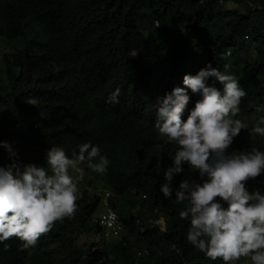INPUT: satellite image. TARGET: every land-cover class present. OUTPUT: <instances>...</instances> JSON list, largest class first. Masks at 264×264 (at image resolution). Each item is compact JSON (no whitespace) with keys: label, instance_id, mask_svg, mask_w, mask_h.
<instances>
[{"label":"trees","instance_id":"trees-1","mask_svg":"<svg viewBox=\"0 0 264 264\" xmlns=\"http://www.w3.org/2000/svg\"><path fill=\"white\" fill-rule=\"evenodd\" d=\"M233 1L244 11L225 8ZM0 41L9 45L1 53L0 142L16 153L10 159L0 144V167L13 159L44 167L49 148L73 158L83 143L109 161L103 175L80 165L89 186L98 180L96 190L84 189L75 215L57 221L36 247L22 249L15 237L0 243V264H224L187 241L190 220L179 216L187 203H176L175 191L184 179L200 182L198 173L185 163L172 195L159 190L177 146L154 129L156 105L185 87V75L211 65L246 92L235 118L247 127L228 150L264 151V136L251 131L264 127V0H0ZM206 84L223 89L214 77ZM116 87L119 103H107ZM186 92L182 120L201 99ZM255 181L264 184V174ZM104 190L123 233L79 244L101 230L94 219Z\"/></svg>","mask_w":264,"mask_h":264},{"label":"clouds","instance_id":"clouds-1","mask_svg":"<svg viewBox=\"0 0 264 264\" xmlns=\"http://www.w3.org/2000/svg\"><path fill=\"white\" fill-rule=\"evenodd\" d=\"M209 77L223 86L222 91L206 84ZM183 85L184 88L175 87L157 100L154 129L164 143L177 146L172 166L164 172L165 183L159 190L169 198L173 193V176L181 173L182 165L187 163L200 177V182L182 180L175 191L176 203H187L186 209L179 213L182 220H190L187 241L211 260L219 258L224 264H234L244 257L250 258L251 264H264V194L259 190L249 193L245 186L249 180L264 174V151L227 152L233 138L247 127L235 118L246 92L233 75L211 65L195 75H185ZM186 89L199 93L201 99L187 119L182 120L190 99ZM120 95L121 89L116 87L107 103H119ZM261 123L264 124V119ZM251 131L264 136V127L255 126ZM0 144L9 152L7 157L16 156L10 145ZM97 157L98 162H93ZM42 160L46 161L44 167L31 163L20 166L14 159L0 167V243L15 237L23 242L22 249L36 247L40 237L50 232L57 221L75 215L81 194L77 181L84 176L80 165L86 163L93 172L103 175L109 163L100 155V149L89 143L79 145V152L73 158L63 148L51 147ZM70 169L78 173L75 178ZM100 194V211L94 220L101 229L99 235L109 243L118 239L124 229L118 236L104 235L105 229L99 224L101 214L107 209L117 212L110 205L112 193L104 190ZM8 247L5 245V249Z\"/></svg>","mask_w":264,"mask_h":264},{"label":"rangeland","instance_id":"rangeland-1","mask_svg":"<svg viewBox=\"0 0 264 264\" xmlns=\"http://www.w3.org/2000/svg\"><path fill=\"white\" fill-rule=\"evenodd\" d=\"M225 8H229V9H233V8H238V11L241 13L242 11H244V8L240 7L239 5H237L236 1L233 2H227L224 4ZM9 48V45H7L4 42L0 41V84H2V81L4 82V75L2 74L3 71V64H2V60H1V53H3V51L7 50ZM228 153H239V152H248V151H231V150H227ZM70 174L75 178L78 173L74 172L73 170H69ZM91 179V174L87 173L86 171H84V176L82 179H79L77 181V187H78V193H82L84 190H82L84 187L88 186L89 188H84V189H91L94 190L95 188L92 187L93 183L95 185H98L99 182L96 179H93L91 182L92 185H88L87 181H89ZM247 189L249 191V193H252L256 190H259L262 194H264V184L256 182L255 180H249L247 183ZM99 186V185H98ZM99 189V188H97ZM96 190V189H95ZM90 191V190H89ZM100 209L98 210L97 214L99 213ZM158 224H160L161 228H164V221L161 218L158 219L157 221ZM100 239V235L97 232L96 234H91V235H81L80 238L78 239V243L79 244H84V243H92L95 241H98ZM234 264H251V261L249 258H241L238 261H235Z\"/></svg>","mask_w":264,"mask_h":264},{"label":"built area","instance_id":"built-area-1","mask_svg":"<svg viewBox=\"0 0 264 264\" xmlns=\"http://www.w3.org/2000/svg\"><path fill=\"white\" fill-rule=\"evenodd\" d=\"M105 195L107 197L109 195V193L106 192ZM104 205L106 207L108 206V202L106 200H104ZM113 216H115V220L112 219ZM99 224H101L104 227L105 230L103 233L106 237L118 236V235H120V233L123 229L122 223H121L118 215L110 209H107L104 213L101 214L100 219H99ZM144 251H142V252H144ZM142 252L138 251L137 254H140Z\"/></svg>","mask_w":264,"mask_h":264}]
</instances>
